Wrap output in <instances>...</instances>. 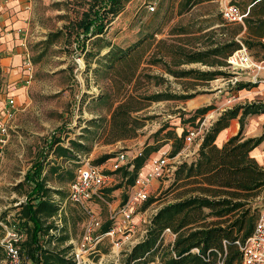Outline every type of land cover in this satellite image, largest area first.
Instances as JSON below:
<instances>
[{
    "label": "trees",
    "instance_id": "trees-1",
    "mask_svg": "<svg viewBox=\"0 0 264 264\" xmlns=\"http://www.w3.org/2000/svg\"><path fill=\"white\" fill-rule=\"evenodd\" d=\"M129 1L53 0V6L65 10L58 17L67 20L56 30H49L44 39L45 43L50 44L59 37L73 36L87 66H90L89 59L95 58L97 64L93 66L94 72L105 70L110 74L112 93L100 92L93 96L94 101L104 102L109 115L88 118L86 126V129L90 125L94 127V130H88L93 134H99L100 125L101 128L104 127V140L107 142L136 135L137 128L144 124L147 117L140 119L133 112L143 109L147 101L185 100L193 96L190 92L168 91L146 94L130 88L141 86L143 76L148 80L153 79L156 84L166 80L159 74L147 72V67L159 65L177 77L198 80L229 77L231 72L224 68L225 58L240 45L239 40L255 52L256 58L264 57V42L260 39L264 33V3L261 0H253L250 14L255 15L244 19L243 33H240L243 29L241 23L226 22L219 12L218 33L206 30L214 24L210 15L202 18L198 25L197 22L189 25L175 24L169 30V38L156 39L154 50L147 58L142 56V51L137 50L138 45L147 38L146 35L127 46L106 39L113 20ZM200 1L202 0H184L183 8ZM203 30L206 31L201 32ZM104 47L107 49L102 53ZM189 62H200L210 68L179 67ZM1 72L0 65V75ZM249 84L250 82L236 81L233 87L238 90ZM211 108L212 103L195 107L187 112L183 121L200 120ZM261 112H264V101L261 100L235 104L224 109L206 128L193 156L181 160L173 170L169 186L179 191V196L164 202L151 214L143 236L127 249L122 264H146L151 260H156L157 264H241V252L234 240L244 239L251 233L258 212V206L251 201L264 189V166L250 155L251 149L264 140V130L247 137L243 136L242 131L246 116ZM237 115L240 123L238 132L221 145L216 144L218 132ZM165 127L166 124L159 126L153 135H158ZM165 133L163 143L172 139L169 155L184 147L186 129L181 134L172 130ZM160 145L145 144L140 155L115 170L120 173L121 181L103 190L107 193L122 185L131 187L136 171ZM89 149L79 138H69L68 144H64L60 135H53L48 143V150L56 157L75 158L77 166L80 164V155L87 154ZM113 153H102L91 161L102 163L109 160L115 154ZM44 157L46 155L39 158L22 179L28 183L32 192L19 204L17 213L18 225L25 232V238L19 246L20 253H26L30 264H75L67 255L70 244L50 248L40 243V235H46L47 243L55 239L62 242L66 240V235L50 232L51 229L59 228L50 218L69 202L68 190L64 193L62 189L48 186V175L57 174L59 167L58 164H49ZM74 176L75 173L69 182ZM54 193H57L58 198L53 196ZM125 197L126 195L123 201ZM153 200L155 198L149 196L143 202V207ZM110 226L111 220L107 219L96 233L101 235ZM167 227L175 235L169 243L164 244L163 231ZM17 230L21 231V228L18 227ZM4 256V247L0 243V260Z\"/></svg>",
    "mask_w": 264,
    "mask_h": 264
},
{
    "label": "rangeland",
    "instance_id": "rangeland-1",
    "mask_svg": "<svg viewBox=\"0 0 264 264\" xmlns=\"http://www.w3.org/2000/svg\"><path fill=\"white\" fill-rule=\"evenodd\" d=\"M183 1L130 0L123 11L113 20L106 39H110L118 45L127 46L146 35L147 38L138 45L137 50L142 51V56L147 58L154 50L156 39L169 38V30L175 24L189 25L192 22H197L198 25L202 18L210 15L213 17L214 24L206 30L219 32L220 24L217 17L219 10L215 0H202L186 8H183ZM19 2L25 7L24 9H27V23L21 26L19 34L25 39L31 64L26 79H23L27 86L25 97L21 101L15 99V112L10 120L11 127L0 162V239L16 238L18 246L25 238L23 227L18 225L19 204L26 200L28 194L32 192L28 183L22 181L26 177V172L39 158L46 155L44 158L49 164H58L59 167L57 174L50 173L48 175L47 184L51 188L62 189L65 193L78 164L75 158L56 157L52 151L48 150V143L53 135H60L64 144H68L69 138H79L90 147L87 154L80 155V159L89 156L90 160L105 152L115 153L118 150H127L131 154L137 149H142L145 144H161L157 150L149 154L144 163L147 164L151 156L169 154L172 139L169 138L163 143L167 130L181 134L183 129L187 130V128L199 124L201 119H196L193 122L183 121L191 108L209 101L220 104L231 94L236 96V93L244 91L243 88L237 90L233 86H214L222 81L220 78L212 80L208 86H183L180 79L173 78L175 75L169 74L161 66L147 67V72L159 74L166 80L156 84L153 79L148 80L143 76L141 86H130V88L146 94L168 91L190 92L193 93V96L185 100L147 101V105L143 109L133 112V115L140 119L143 116L147 117L144 119V124L137 128L136 135L123 140L107 142L104 140V127L101 128L100 125L99 134H93L88 130H94V127L90 125L89 129H86V126L88 118L97 114L106 116L109 113L104 102L97 103L91 100L100 92L112 93L110 74L105 70L94 72L93 66L97 64L95 58L89 59L90 66H87L86 60L79 54L80 47L77 46L73 36L59 37L50 44L44 42L49 30H56L67 20L64 17H58V14L65 10L53 6V0H19ZM150 4L154 5L153 10L149 8ZM106 49L107 47H104L101 52L103 53ZM250 51L257 57L253 50ZM192 65L206 68V65L199 63ZM232 76L233 73L230 77ZM14 81L9 80L8 73L2 71L0 75L1 91L8 90V86L16 83ZM216 87H220V90L216 91ZM245 88L249 89L250 86ZM262 98L264 97L245 95L241 97V100H263ZM233 102L235 100L226 104L231 105ZM205 122L207 124L208 120L206 119ZM262 122V125H259L258 121L256 132L261 133L264 130V118ZM163 124H166L165 129L154 136V132ZM198 139L196 138L190 143L185 142L184 148L181 150L182 153L177 158L183 160L192 157ZM184 153H188V155H184ZM103 166L109 173V178L101 188L103 198L93 197L88 202V206L96 212L102 222L109 219L108 209L124 202L132 191L130 186L122 185L106 193L103 189L115 186L121 181V175L109 170V163H105ZM171 178L172 173L168 172L151 183L149 196L154 197L155 200L146 208L143 207V202L137 203L135 231L128 239L122 241L119 247H116L117 249L111 246L109 238L104 237L96 244L95 249L97 250L85 256L83 262L75 264H122L127 248L140 235L149 214L164 202L179 196V191L169 186ZM53 196L58 198L57 193H54ZM103 199L107 200L109 204ZM251 202L258 206V211L264 207V189ZM85 217V211L81 206L67 202L62 210L50 218L59 227L51 229L50 232L61 236L66 235V240L62 242L55 239L47 243L45 242L46 235H40V243L50 248L70 244L67 255L72 258L81 238ZM12 224H15L17 229L21 228V231L18 230L22 233L21 235L16 236L8 233ZM172 238V235L166 232L163 235L164 244L169 243ZM21 256L24 264H30V259L25 252H21Z\"/></svg>",
    "mask_w": 264,
    "mask_h": 264
},
{
    "label": "built area",
    "instance_id": "built-area-1",
    "mask_svg": "<svg viewBox=\"0 0 264 264\" xmlns=\"http://www.w3.org/2000/svg\"><path fill=\"white\" fill-rule=\"evenodd\" d=\"M215 1L222 18L226 22L243 21L246 13H244L233 0ZM149 8L153 10L154 5L150 4ZM239 44L240 45L225 58L226 65L224 68L233 73V76L230 77L229 80L235 82L238 80L237 74H243L253 82H264V76L262 75V72H264V57L256 58L252 55L244 42L239 40ZM234 99L235 96L231 94L227 102ZM15 107L14 97L9 95L6 96L2 104V114L0 116V162L4 154V147L8 139L9 128L11 127L10 120L14 115ZM205 120L206 118L204 117L197 126L187 128L185 142L190 143L196 138H202L207 128ZM181 150L173 155L166 153L159 154L155 157H149L147 164H143L136 171L134 184L131 186L132 191L128 198L116 207L108 209V217L111 220V226L101 235L96 232L100 228L102 220L96 212L88 206V202L93 197L103 198V191L101 188L109 178V173L103 165L109 163V170L115 171L129 164L135 156L140 155L141 149H137L131 154H129L130 151L127 150H118L109 160L99 164L93 163L89 159V156H84L80 159V164L75 170V176L68 183L67 195L69 202L81 206L86 214L82 226L81 238L72 256L75 263L83 262L85 256L93 252L97 242L104 237L109 238L113 248L119 247L122 241L129 238L136 228L135 215L137 214V203L144 202L149 197L151 183L155 179L161 177L164 173H173L176 165L181 161L180 158H177L178 155L182 153ZM184 155H188V153H184ZM103 200L109 204L107 200ZM147 221H149V219H146V222ZM145 230L146 227H144L143 233ZM166 232L170 233L172 237L175 235L168 227L163 231V233ZM8 233L16 236L22 234L18 232L15 224L11 225V230L8 231ZM234 242L241 252V264H264V207H261L257 212V217L251 233L244 239H235ZM0 243L3 245L5 252L1 264H24L19 246L16 244V238H1ZM195 249L197 250V248ZM146 264H157V261L151 260Z\"/></svg>",
    "mask_w": 264,
    "mask_h": 264
},
{
    "label": "crops",
    "instance_id": "crops-1",
    "mask_svg": "<svg viewBox=\"0 0 264 264\" xmlns=\"http://www.w3.org/2000/svg\"><path fill=\"white\" fill-rule=\"evenodd\" d=\"M233 1L239 5V7L244 13H246L243 18V21L237 22L243 25V29L240 32V33H243L245 31L244 19L246 17L247 18L248 17L250 18L252 16L254 17L255 15V14H250V7L253 4V0H233ZM261 3H264V0H261ZM24 8L25 7L22 5V3L19 2V0H0V65H1L2 71L4 73L5 72L8 73L9 80H15L14 82H16V83L13 82L14 84L12 86H8L9 91L8 90L1 91L2 87H0V116L2 114L1 113L2 104L6 96L8 95L13 96L14 99H16L17 101L18 100L21 101L24 99L25 93H26L27 86L24 84L23 79H26L27 72H29L31 63L29 59V53L25 46V39L21 37L19 34L21 26L26 25L27 23L26 22L27 9H24ZM262 16H264V13ZM260 39L264 42V33L260 37ZM193 63L202 64L200 62H189V63H183L181 64L182 66L181 65L180 66L182 68H189V67L200 68L199 66L192 65ZM202 65L205 66V64H202ZM206 68H210V67L206 65ZM206 68H200V69H206ZM262 75L264 76V72H262ZM246 77L247 76L243 74H237V78H238L237 81L250 82L249 85H246V86H250V88L246 89L244 87L243 92L236 93V96L234 99L235 102H233L231 105L226 104V103H229L227 102L228 98L220 104H217L215 101L214 102L209 101L206 103V104H209V103L213 104V108L209 109L204 114V117L208 120V123H207L208 126L217 118V116L224 109L231 107L235 104L247 102L245 100H241V97H244L245 95H250V97L255 96V95L258 97H264V82L257 81L254 83L253 81L249 80ZM173 78L180 79L183 86H208L212 80H216L218 78L222 79V81L219 82L218 84H215L214 86H235L236 84V81L232 82L231 80H229L230 76L229 77L218 76L210 80H198L192 77H177V76H173ZM216 88H215L216 91L220 90V87H216ZM262 99L263 100L261 101H264V98ZM91 101L94 102V100H91ZM249 101L250 100H248V102ZM195 107H198V106H195ZM193 108H191L190 110H192ZM100 115L101 114H97L92 117H97ZM108 115L109 113L106 114V116ZM263 115H264V112L248 114L246 116L245 122H244V128L242 131V134L244 137L260 134L259 132H256V128H257L256 126L258 125L257 124L258 121L260 123L259 125H262L263 123L262 121L264 118ZM239 128H240L239 115H237L236 117L231 118L229 124L218 132L216 139H215L216 144L221 145L230 136L236 134ZM123 139H126V138H121L119 140H123ZM200 141H201V138L198 139L196 146L194 148V151H196ZM250 155L253 156L262 166H264V140L260 144H258L257 146L251 149ZM150 215L151 214H149L148 219ZM147 222L145 224V227L147 226ZM143 230L144 228L142 229L140 235L134 241L130 243L131 245L133 244V242L138 241L143 236L144 234Z\"/></svg>",
    "mask_w": 264,
    "mask_h": 264
}]
</instances>
